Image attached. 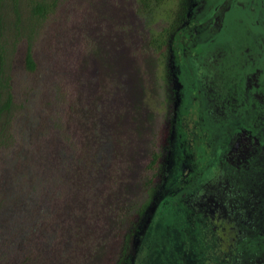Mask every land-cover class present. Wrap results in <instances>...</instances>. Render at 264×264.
<instances>
[{
	"label": "trees",
	"instance_id": "trees-1",
	"mask_svg": "<svg viewBox=\"0 0 264 264\" xmlns=\"http://www.w3.org/2000/svg\"><path fill=\"white\" fill-rule=\"evenodd\" d=\"M131 1L149 37L120 0L108 10L98 0H0V264H100L118 237L116 264H133L169 165L155 121L170 102L158 91L170 27L152 25L170 16L167 0ZM48 23L51 60L41 61L34 48Z\"/></svg>",
	"mask_w": 264,
	"mask_h": 264
},
{
	"label": "flooded vegetation",
	"instance_id": "flooded-vegetation-1",
	"mask_svg": "<svg viewBox=\"0 0 264 264\" xmlns=\"http://www.w3.org/2000/svg\"><path fill=\"white\" fill-rule=\"evenodd\" d=\"M110 1L98 0L105 10ZM167 1L169 46L158 91L170 102L157 116L170 126L167 198L177 196L179 174L199 173L181 199L186 231L205 247L193 264H264V0ZM209 167L217 176L204 181ZM154 212L140 223L142 236Z\"/></svg>",
	"mask_w": 264,
	"mask_h": 264
},
{
	"label": "rangeland",
	"instance_id": "rangeland-1",
	"mask_svg": "<svg viewBox=\"0 0 264 264\" xmlns=\"http://www.w3.org/2000/svg\"><path fill=\"white\" fill-rule=\"evenodd\" d=\"M129 6L121 13L125 16H128L133 8L131 6V1H127ZM86 3V1H85ZM84 3V4H85ZM115 3V2H114ZM113 3V4H114ZM124 5V3H123ZM65 9V8H63ZM63 9L59 11L63 12ZM170 16V2L168 3L167 7H163ZM61 17L64 16L60 13ZM59 14L57 16L60 17ZM132 16V15H131ZM165 13L164 16H156L153 24V30L156 33H160L163 29L169 28L170 17H168ZM61 18V19H62ZM129 20V19H127ZM53 23V22H52ZM43 25V29L41 30V37L37 42L34 52L35 57L38 60L40 58L41 61H44L46 58L47 61L51 60V55L47 54L46 48H48V44L50 42L49 37L51 29V24L48 23ZM170 29V28H169ZM168 36V33H166ZM167 36L165 38H167ZM48 37V38H47ZM52 41V40H51ZM25 51V42H23L18 49L19 56H23ZM67 54H69L72 59L79 54L78 49L69 48L66 50ZM143 54V52H142ZM134 55V54H132ZM38 56V58H37ZM135 56V55H134ZM143 58V56H142ZM131 61V59H128ZM142 62V61H141ZM146 65H149L144 61L142 64L143 68H147ZM159 74H158V83L161 82L163 78V74H161L162 67H164V61L159 66ZM162 76V77H161ZM160 105H156L158 108ZM206 106V103H203L202 108ZM160 113L164 110L159 109ZM158 112V114H159ZM169 113H165V121L168 125L169 122ZM161 116V115H159ZM160 121H158V117L155 121V130H159ZM209 129V128H208ZM210 130V129H209ZM170 126L165 125L163 133H162V145L158 146V151L162 154L161 162L166 161L167 163L170 162ZM148 140V138H147ZM146 145V144H145ZM144 146V143H143ZM142 146V148H143ZM141 156V157H140ZM139 163L140 165L146 163L149 159L148 156L140 151L139 155ZM215 172V168H208L207 172L203 174L202 180L207 181L209 178H215L217 176ZM198 177H201L198 172H191L182 176V173L179 174V178L177 181H181L179 184L174 186V192L177 193V196L170 201V197L167 198L166 190L169 185L165 179H155L154 183L157 187V195L155 197L156 202H154L151 212L155 211L154 214L150 218V225L147 227L143 236L141 235V239H139L140 243H137V250L135 254V258L133 260V264H193L194 256L199 259L201 255H205V247L204 244L201 245L200 238L197 236L198 242L192 241V234L186 231V224H187V216L188 211H185V205L182 204V197H187V182H193L197 180ZM189 191V190H188ZM194 191V190H193ZM192 191V192H193ZM202 191V190H201ZM200 191V192H201ZM140 196V195H139ZM149 220V219H147ZM146 220V222H148ZM198 233H196L197 235ZM117 235H123L122 231H119ZM195 243V244H194ZM190 245V246H189ZM192 245V246H191ZM200 245V247H197ZM122 239L116 238L115 240H110L106 242L104 246L105 254L102 258L100 264H116L118 261L119 256L122 253ZM40 264V263H39ZM44 264V263H42Z\"/></svg>",
	"mask_w": 264,
	"mask_h": 264
}]
</instances>
